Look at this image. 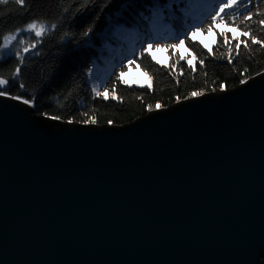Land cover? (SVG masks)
<instances>
[{"label":"water","instance_id":"obj_1","mask_svg":"<svg viewBox=\"0 0 264 264\" xmlns=\"http://www.w3.org/2000/svg\"><path fill=\"white\" fill-rule=\"evenodd\" d=\"M260 74L119 126L68 124L0 99V264L264 255Z\"/></svg>","mask_w":264,"mask_h":264},{"label":"trees","instance_id":"obj_2","mask_svg":"<svg viewBox=\"0 0 264 264\" xmlns=\"http://www.w3.org/2000/svg\"><path fill=\"white\" fill-rule=\"evenodd\" d=\"M183 2L188 9L187 22L172 20L166 28L152 32L151 39L160 41L161 46L149 45L143 57H140V47L144 36L135 32L124 36L115 45L105 42L98 33L99 44L90 40L84 47H78L75 41L81 39L83 30L92 25L96 12H99L96 7L90 15L87 14L82 8L84 0H26L23 8L15 0L0 4V38L14 33L16 28L23 27L33 18L56 22V31L46 34L42 45H38L40 56H35V52L29 56L19 78L26 84L28 93L37 97V114L48 118L58 116V121L63 122L91 118L99 126L109 125L111 120V125L119 126L147 115L149 105L153 111L157 110V104L161 105L159 109L169 108L186 97L190 99L193 91L207 94L216 88V92H220L221 85L230 90L240 85L241 79H250L264 71V47L251 45L249 41L250 48L241 45L239 55L236 54V41L232 37L246 38L241 36L240 29L232 26L229 17L233 14L239 16L242 9L226 10L227 16L222 13L223 21L218 19L210 30L202 28L189 39L181 36L175 48L164 47V44L176 43V36L189 32L193 24L202 22L206 28L211 20L210 14H214L221 0H191V6L187 0ZM102 4L103 0H97V5ZM118 6L119 0L112 7ZM78 7L81 8L79 13ZM249 7L254 13L258 10L264 12V0H253ZM261 18L264 17L254 15L249 27L251 35L264 41V27L258 23ZM236 23L239 24L240 20L237 19ZM65 33L72 43L62 39ZM221 33L227 34L229 44L225 43ZM229 47L234 49L230 64ZM129 60L133 62L129 63ZM188 60L195 64V70L190 68ZM201 60L203 66L199 63ZM16 63L11 59L0 65V76L9 78ZM56 65H60V71L52 86H48L45 81ZM89 66L93 68V74L90 82L85 84L88 78L84 72ZM121 72L123 75L117 81ZM140 74L145 80L139 77ZM93 84L101 85V90L109 89L108 97H96L91 91ZM8 90L13 95L22 94L18 85H11Z\"/></svg>","mask_w":264,"mask_h":264},{"label":"snow or ice","instance_id":"obj_3","mask_svg":"<svg viewBox=\"0 0 264 264\" xmlns=\"http://www.w3.org/2000/svg\"><path fill=\"white\" fill-rule=\"evenodd\" d=\"M9 0H0V4H7ZM26 0H15V3L20 7L25 6ZM253 0H221V3L216 6L214 14H210L211 20L210 23L205 26L203 23L193 24L189 32H181L176 36V43L173 44H164L163 46L169 49L175 48L176 45L180 42V37L183 39H189L190 35L202 28L204 30H210L212 25L220 19L223 21L221 14L223 13L227 16L226 10L242 9L239 13V16L233 14L229 17V20L232 26L241 30V36L245 37V40H241L239 36L232 37V40H235V51L239 55V50L241 45L245 49H249V41L251 45H259L264 47V41L257 39L256 36L251 35V24L252 18L254 15L264 17V12H253L249 5H251ZM117 3V0H103L102 5H97V0H84L82 8L86 10L87 14L95 11L96 7H99V12H96L95 18L92 25L87 26L83 32L81 39L76 40L75 43L78 47H84L91 40L94 44H99L100 41L97 39V34L101 33L103 40L109 44L115 45L118 42L122 41V38L130 33H137L138 35H143L144 39L141 41L140 47V57H143L149 45L158 47L161 46L160 41H154L151 39L152 32L159 31L166 28L169 25V22L172 20H184L187 22L188 9L185 8L183 0H119V6L113 8L112 6ZM189 6H191V0H187ZM81 11V8H77V13ZM67 12V9L64 10ZM239 19L240 23L237 24L236 20ZM102 23V26H100ZM259 25L264 27V18L258 20ZM243 26V27H242ZM58 28L56 22H49L47 20L41 21L38 18H33L31 21L27 22L23 27H18L15 29L12 34H5L0 38V65L4 64L6 61L15 59L17 61L15 69L9 78H4L0 76V99L7 101H16L19 104L28 106V108H33L37 97L32 96L27 91V86L25 83L20 82L19 78L21 77L22 68L26 67L25 61L29 56L35 52V56H40V51L38 50V45H42L44 37L49 32H55ZM23 35L29 37L32 41L31 43L27 42L22 38ZM221 36L224 37L225 43L229 44L227 34L221 33ZM62 39L67 40L68 43H72V40L68 38V34L65 33ZM234 49L232 47L228 48V63L232 62V53ZM180 59H184L181 57ZM132 60H129V63H132ZM179 62V61H177ZM190 68L195 70V64L191 60L187 61ZM94 63V61H93ZM201 66H203L204 61H199ZM60 71V65H56L53 68L51 76L45 81V84L52 86L53 81L56 79L57 74ZM93 74V68L87 67L85 69L84 75L88 78L85 80V84L89 83ZM123 75L121 72L117 76V81L120 80V77ZM257 75H261L257 73ZM241 85H249L247 79L240 80ZM11 85H18V91L22 94L13 95L8 89ZM101 85L93 84L91 87L92 93L96 97L107 98L109 95V89L105 88L101 90ZM151 87V85H149ZM221 90L224 91V86L221 85ZM114 91V88L112 89ZM213 92H216V88L212 89ZM69 95L71 93L69 92ZM205 93L203 91H193L190 93V97H202ZM116 99L115 96L112 97ZM188 97H186L187 99ZM157 109L161 107L160 104L156 105ZM148 111H152L151 105L148 106ZM53 120H59L60 117L55 116L51 117ZM68 124L73 123H82L84 125H96L97 121L95 119H84L82 121H74L69 119ZM113 121L109 120L108 124L111 125ZM260 252L257 249H253L248 260V264H264V261H261Z\"/></svg>","mask_w":264,"mask_h":264},{"label":"rangeland","instance_id":"obj_4","mask_svg":"<svg viewBox=\"0 0 264 264\" xmlns=\"http://www.w3.org/2000/svg\"><path fill=\"white\" fill-rule=\"evenodd\" d=\"M222 29H223V27H222ZM22 38L25 39L27 42H30V41H31V40L29 39L28 36H26V37H25V36H22ZM208 48L210 49V46H209V45H208ZM139 77H140L142 80H143V79L145 80V78H143V76H141V74L139 75Z\"/></svg>","mask_w":264,"mask_h":264}]
</instances>
